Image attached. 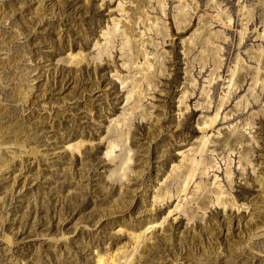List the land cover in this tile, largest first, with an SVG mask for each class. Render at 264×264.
Masks as SVG:
<instances>
[{"label": "rangeland", "instance_id": "1", "mask_svg": "<svg viewBox=\"0 0 264 264\" xmlns=\"http://www.w3.org/2000/svg\"><path fill=\"white\" fill-rule=\"evenodd\" d=\"M140 4L166 39L152 20L150 31L133 18V0H0V264H264V0H165V13L158 0ZM181 16L187 22L178 29ZM119 22L144 33L145 46L138 37L125 47L122 28L113 58L93 62L95 45L107 43L104 34ZM134 45L156 70L155 54L164 53L166 72L155 73L154 92L145 91L152 94L144 101L153 108L151 122L139 114L130 123L133 172L112 181L122 162L106 157L119 139L108 131L130 108L117 75L140 78L146 66L141 56L131 70L124 67L136 56ZM187 91L193 93L183 110ZM217 113L208 134L216 143L194 155L200 121ZM74 143H82L79 152L68 148ZM124 149L122 142L117 155ZM184 156L220 170L197 173L179 194L177 174L187 169H174ZM199 183L221 190L227 208L212 192L199 205ZM178 205L189 212L170 218Z\"/></svg>", "mask_w": 264, "mask_h": 264}, {"label": "bare ground", "instance_id": "2", "mask_svg": "<svg viewBox=\"0 0 264 264\" xmlns=\"http://www.w3.org/2000/svg\"><path fill=\"white\" fill-rule=\"evenodd\" d=\"M164 2H165V0H158V5L162 9L163 13H165ZM133 3H137V10L134 11L133 18L136 21L142 19L144 21L145 27H147V22L152 20V18H150L147 14H144V12L142 11L143 9L141 10L140 0H133ZM50 4L52 5V8H51L52 12L51 13L53 14L56 5L53 6V3H50ZM120 7H121L123 12L127 11V9L125 8L123 3H121ZM150 9H151V7H150ZM153 22H154L153 26L155 25V29H157L159 27L157 25L159 22L158 23H156L155 21H153ZM186 22L187 21L184 19V17L181 16L179 18V21L177 22L178 29H181L180 28L181 25H183ZM121 24H123L122 27H120ZM156 26H158V27L156 28ZM122 28L124 29L125 37H126V40H127V43L125 44V47H126V45L130 46L131 43H136L138 37H140V40H138L141 43L140 45L145 46V43H146L147 40H142L145 37L144 33H138L137 34L135 27H130V25L126 24L125 22L124 23L119 22L116 25V27L114 28V31L111 30L108 33L104 34V37L107 38V43H105L102 46L99 45L98 43L95 45V48L98 51L99 50L100 51L98 52L97 55H94L92 57V61L93 62L101 61L103 58H106V57H108L110 59L113 58V54L110 51L111 47L114 50L116 49L113 37L116 36L121 31ZM146 29H148L150 31L152 30V29H150V26H148ZM157 34H159L160 36L162 35L163 39H166L168 37L167 34L159 33L158 29H157ZM207 41H208V44L210 45L211 44L210 39H208ZM148 42H150V44L152 43L156 47V49L159 47V44L155 43V41L151 40V41H148ZM130 51H131V53L135 52L136 56L132 57L131 61L129 63L125 62L124 63V67H127V69L131 70L133 67L138 65V61L140 60L141 56L145 57L146 66L142 67L143 74L141 75L140 78L139 77L137 78L136 76H132V75L126 77V76L120 75V73H118V75H117V77L119 78V80H120L121 84L124 86V88L129 90L128 91L129 94H128L127 107L129 106L130 108L126 111V113L124 115V118L119 117V118H117V119H115L113 121L114 125L110 126L109 127V131H108L109 134L112 135V137H116L117 136L119 139L115 140V141H111L109 143V150L106 152V157L113 164L117 163L119 159L122 162L120 167H118V168H116V169H114L112 171V173L110 175V179L112 181L115 180V179H118V178L122 179V181H125L126 179H128V172H126V170H130L131 173L133 172V168L132 167H133V165L135 163V155L133 154V152H134L133 149L128 146L129 145L128 144L129 136H130L131 130H132V126H130V123H133L132 121H133L134 117L136 115H139V114L141 115V117L144 120L151 122L152 118L154 117L153 116L154 113L152 111L153 108L149 107V106H146L144 101H145L146 98H148L149 95L152 96V94L145 95V91L147 93L154 92V90L157 89V82H156V78H155V73H157V75L159 73L162 76V75H165V72H166V67L164 65V60H165L164 59V53L158 52L157 54H155L154 59L157 61V63H159V68L156 70L154 68V66L149 62V54H148V52L146 50H143V49L140 50V48L136 49L135 45H134V47L133 46L131 47ZM190 51H191V48L189 47L188 48V52L190 53ZM219 52H220L219 47H216V51L214 53L216 57H218ZM78 56L79 57L81 56L80 58H83V59L86 58V56H82L81 54L78 55ZM78 56H76L75 58H73V56H72V58H73L72 60H74V62H77L78 61L77 60ZM87 59H88V57H87ZM219 68H220V66L216 67L215 71L218 70ZM245 69H246V67L242 66V68H240L238 71L245 70ZM256 71H257V73H256V83L255 84H258L259 81H260V79H259V70H256ZM214 75H215V72H213L211 74L212 78L209 80L210 84L212 83ZM234 75H235V72H233V74H232L233 79H234ZM233 79H232V82H235V80H233ZM239 81H241V80L239 79ZM131 84L134 86L133 89L131 88ZM236 86H237V88L240 87V85L238 83H235L233 85V87H236ZM205 92H206V90H205ZM192 93H193V91L185 92V94H184V96L182 98V105L184 106L183 110L184 109L185 110L189 109L188 105L186 103V99L188 98L187 95L188 94L191 95ZM206 93H208V92H206ZM254 99L257 100V97H254ZM229 102H230V95L226 96L225 99H223L222 107H226L229 104ZM238 108H240V105H239ZM238 108H237V111H239ZM233 113H234V111L231 112L230 114L226 115L225 119H228L229 117H231L233 115ZM220 116H221L220 113H217L214 118H211V119H208V120L202 119L200 121L199 127H200V130H201V133H202V138L200 139V143H199L198 149L196 151H192L191 150V152H193L194 155H202L205 152L206 149L208 150V148H207L208 146H210L212 143L213 144L216 143V141L212 142L210 140V137L208 136V134L212 131L214 126L217 124V120H218V118ZM246 126H251V123L245 124V127ZM125 128H126V130H125ZM235 131H236V128L234 129L233 132H235ZM236 140H237V142L238 141L240 142V136L239 135L236 136ZM122 142H124L125 149H124L123 155L120 157V156L117 155V152H118V149L120 148V145L122 144ZM81 147H82V143H74V144H70L68 146V148L71 149L72 151H78V152L81 150ZM183 162H184V164L182 166H178L177 169L176 168L174 169L176 172H177V170H181L183 167H185L187 169L185 173L177 174V176L179 178L182 176L183 184H184V186L179 188V190H178L179 194L180 193L186 194L189 191L191 183H193V181L195 180L197 173H198V175H199V173H201L202 176H207L208 175V171L210 169L220 170V168H218L215 163L212 162L211 164H205L204 161H202V160L198 161L197 157L188 158L187 156L186 157L184 156ZM186 163H189V165H186ZM246 164L252 165L249 159H246ZM232 175H233L232 174V160H229L228 178L230 179V182H233L232 181L233 180L232 179L233 178ZM217 179H218V177L216 176L215 180H217ZM259 183H260V185H262L261 188H263L264 179H261L259 181ZM211 185H209V186H211ZM215 185L216 184H214V186ZM197 189H198L197 192L200 191V193H198L199 195H198V199L196 201H198L203 196V198L198 202L199 205H201L203 207L206 206V204L209 203L207 201V199L209 198L207 194L212 192L214 195L217 196V205L219 207H223V209L227 208L228 201L223 199L224 193L221 190L220 191L219 190L210 191L208 189V186H204L202 183L198 184V188ZM161 200H162L161 204L165 203V199L164 198H162V199L160 198L159 199V201H161ZM186 211H188V210H186L185 207L182 208L181 205H178V206L175 207L174 210H172L170 212L169 216L171 218V217H174L175 215H177L178 212H185L186 213ZM193 213H194V211H193ZM189 216L195 217L194 214L193 215L189 214ZM165 220H167V218ZM154 224L157 225V226H159V225L163 226L164 225V223H160V222H156ZM152 228H150V229H152ZM150 229H147L146 231L143 230L141 232V234L139 235V237H138L139 238L138 239V245L136 246L137 250L139 249V244L143 240H145L147 238V234L150 231ZM7 240H8L10 245H13V241H12L11 237H8ZM55 243H56V241H55ZM58 243H60V241ZM130 260L131 261H130V263L128 262V264H135V260L134 259H130ZM112 261L114 262V260H112ZM108 262H109L108 259L100 258L98 260V264H108Z\"/></svg>", "mask_w": 264, "mask_h": 264}]
</instances>
